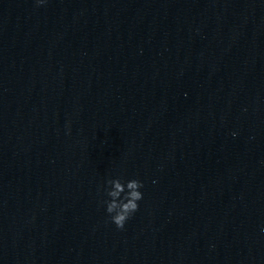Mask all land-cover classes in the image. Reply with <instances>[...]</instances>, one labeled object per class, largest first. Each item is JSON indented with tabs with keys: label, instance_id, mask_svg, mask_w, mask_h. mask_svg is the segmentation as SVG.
<instances>
[{
	"label": "clouds",
	"instance_id": "9594fccd",
	"mask_svg": "<svg viewBox=\"0 0 264 264\" xmlns=\"http://www.w3.org/2000/svg\"><path fill=\"white\" fill-rule=\"evenodd\" d=\"M44 2L45 0H36L38 6ZM106 184L108 185L106 195L109 199L103 201L105 210L116 228L122 230L126 222L139 209L138 202L143 198V193L140 191L143 188V182L138 179L122 182L121 178H116L108 179Z\"/></svg>",
	"mask_w": 264,
	"mask_h": 264
}]
</instances>
